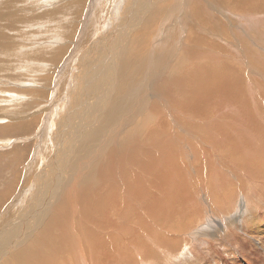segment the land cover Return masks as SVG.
Instances as JSON below:
<instances>
[{
  "label": "rangeland",
  "instance_id": "obj_1",
  "mask_svg": "<svg viewBox=\"0 0 264 264\" xmlns=\"http://www.w3.org/2000/svg\"><path fill=\"white\" fill-rule=\"evenodd\" d=\"M18 1L0 0V3H1L0 11L2 12L0 13V17H1L0 20H2L3 18H6L5 19L6 22L4 19H3L4 21L3 20L2 22L0 21V27L1 25L4 26V23H5V26L4 27L2 26L3 28L0 29L1 31L0 32V40H1L0 45L2 46L0 47V222L6 221V219L1 220L2 219L1 217L2 215H4L3 218H7V214L5 213H9L10 210L11 211L13 210L12 212L14 215H16L15 213L16 212L18 213V211L19 213L20 212L23 213V209L21 208V205L32 206V207H28V209L29 208L34 209V206H36L37 204V207H40L42 210H47L46 209L48 207L47 204L45 205L44 203L43 205H38L40 201L39 199H37L35 202L29 203L25 200V197L28 194L29 195L32 194L31 197L40 195V197L43 198L42 192L46 189L47 190L51 189V187L49 186H51L52 184L55 185L56 178H54L55 177L54 174L57 171L58 173L61 174V177L62 176L64 177L66 176L70 167L76 161L78 163L82 162V160L85 158V157L81 158L83 157L82 155L83 153L81 152L83 150V147L88 146L89 144H92L94 146V149H96L99 152V156H94L95 158L90 162L94 165L95 161L102 160L103 154L101 151L105 143H115L121 140L122 138H124L123 136L129 135V133H131V136L129 137L131 140L129 139V142L131 145L133 144L134 148H132V146L130 145V149H134L136 152H138V147H139L138 143L142 141V138H144L145 136L146 139H151L152 137H154V134L152 132H155L156 130L161 131L162 128H165L164 125L162 124L168 121L166 124H170L169 126H171V130L174 129L173 131L175 134V135L172 134L171 131L170 132L167 131L168 133H171L172 135H174L172 139V144L174 142L175 143L174 146L176 147H173L172 145L171 150L175 151L176 153H179L180 157L182 155H183V158L188 157L186 159L184 158L186 161L184 159H181L179 156H175L177 158H174L175 159L174 165L177 163L179 159L181 160V161H178L177 165H175L176 168H178L177 166H179L178 164H180V162L182 165H180L179 167L185 168L184 171L179 170L181 173L178 171L179 174H181V176L179 175L180 178H178L177 180L179 181V183L176 182L177 184H175L174 187L183 186V189H184L186 188V185H188L186 189L187 191L191 192L189 195H192L194 198L191 199L192 196H188L190 197V199H188L190 201L186 200L185 202H183L184 203L183 205L177 206L175 199H173L175 197L174 196L172 197V195H174L177 192L176 190L178 189H175V191L172 190L169 195L168 201L172 199L175 206L172 205L173 202L170 201L171 204L168 203V205H170L171 207L169 206L165 214L163 211L162 214L159 215L157 211H159L160 209L158 208L159 210L156 209L157 211H155L154 209L155 204L154 205H147V204L149 203L148 201H151L150 199L156 198L155 196L158 195V194H155L157 191L154 190V188L156 189L158 188L156 183L159 180L158 177L160 176L161 167H159V169L156 172L152 171L153 169L149 170L150 171L149 173L153 176L151 175L147 176L148 183L145 180L146 183H143V185L145 184L146 188L149 185L150 192L147 191L148 197L146 198V200L144 199V201H142L143 199H141V204L143 203L142 206H140V202L138 201L139 199L137 198L138 194H136V196L135 195L132 196L133 197L132 199L136 200V202L134 200L131 201V199L129 200L130 202L128 201L129 202L128 205L130 206L132 212L130 211L131 212L130 214L126 210L129 215L127 219L128 221L125 220L126 223L124 222L125 224H124L123 229L118 232L120 234L119 236L125 235L127 233L128 238H125L123 236L119 237L117 234H116V237H114V238H119V239L121 238L122 241L124 238V241L122 242L120 240V243L121 245L126 244V246L124 245V247H127V248L126 249L124 248L122 253H119V251L118 253H116L117 250H114V247L116 248L115 242L107 241V240H113L110 237V235L113 231H115L113 230L115 229V226H116V223H114L115 215L113 214L114 215V217L112 216L113 218H111V216L110 218H108L110 214L107 215L108 217L103 216L101 214L102 211H104V213L106 212L103 209L105 208L104 207L105 204H103L101 200L102 193L104 191L106 193L109 190L108 184L105 183L104 184L105 187L100 188L99 194L95 192V194L93 193L92 196L89 195L88 196L89 198L87 197V202L86 203L84 202V205L86 204L84 207H81V205H78V207L80 208V211H79V214L77 215V218L79 217L85 220L86 224L88 225V228L92 229L94 233L96 232L95 234L97 236H99L100 234V236L97 238L100 239L98 241L101 243L100 251H99V254L101 256L100 258H98L97 256L94 255V257H97L98 261L92 262L91 255L93 256V254L87 252L84 254V258H83L85 264H92V263L93 264L95 263L96 264H102V263L112 264V261H115L116 259H119L120 257L124 256L123 254H126L125 256H127L126 260H128V264H140L139 261L142 257H141V254L138 256L139 254L138 252L141 251L145 246H146V249L148 248L150 249H148L149 250L148 253H145L146 255L144 254V257L148 261L156 262L157 264H264V222H263L264 221L263 220L264 219V208L260 206V205L264 206V196L262 194L260 196H257L256 198H250L249 189L251 188L250 186L246 185L247 181L245 179L247 178L243 176L244 174H247V175L251 174L252 176L249 175V177L254 179L256 182L264 181V161L259 160V159H249V160H254L250 163H254V162L257 163L254 165L255 167L261 166L260 168H255V170H253L254 166L248 165V162L242 164L241 163L242 160L247 158V156L245 155L243 151H240V149H238L239 148V146H237L238 141L236 139H233L235 128H237L238 124L239 125L241 123L245 124L246 122L245 118L247 116L249 118H246V119H249L250 121H247V123L244 125L245 127L246 125L248 126L252 125V127L251 126L250 127L254 128V130H255L254 126L258 127L259 129L264 130V122H262L264 120V74H263L264 73V57H263L264 56V45L262 44L264 43V38H263L264 35L263 36L261 35L262 31L264 33V28L261 30L260 36L259 35L257 36L256 33L250 32L251 36L255 34V36L253 35V37H256L257 40H255L254 42L251 41L248 47H245V40L239 39L241 38L242 35H240L239 33L236 34L234 31L232 32H234V35L237 36L236 42H235L236 36L231 37V35H229L230 41L219 43V46H217L218 48L210 47L208 44L202 45L201 47H199L198 52L200 53L203 51V53L205 52L204 54H211V55L213 54L211 56L212 59H210V57L204 58L205 56H202L205 62H207L208 64H206L204 60H202L203 58L199 60L200 63L197 61L196 63V62H193V57H190L192 60L186 57L187 55L184 53L183 49L181 50L180 44H178V42H181L183 40H184L183 42H185L187 45L190 44L189 42L187 43V41L185 40V35H188L190 32L189 28L188 29L180 28L181 32H178L175 37H172V39H170L169 42H166V43H163L161 41V38L159 35V32L163 29L168 30L172 27L175 28V25L177 27V30L179 27H181V24L179 27L176 24L178 22L177 18L181 17L179 16L181 15V13H178L179 12L178 4L180 3L179 2L180 0H153V1L151 0V3L149 2L150 0H42V1L38 0V3L42 2V4H37V1H36L35 2L36 4H32L31 6L24 3V2H27V0H24V1L18 0ZM197 1H201V0H197ZM3 2L5 6L3 5ZM14 2H18L19 4L21 3V6L20 5L17 6L18 3H14ZM7 3L10 4V6ZM188 3H189L188 4L189 7L187 5L185 6L184 11L185 10L186 11L184 13L185 14L188 13L187 16L191 15L190 19L193 20L194 22L197 21L194 26L195 29H200L202 31L205 30L204 31L206 34L205 36L197 34L199 37L203 38L205 42L213 43L214 37L215 38L218 37V32L220 31V28L227 26L226 28L229 31H231L229 23H226L228 25H223V24L218 25L221 19L224 18V16L222 15L216 16V17L207 16L209 18V22H206L208 26H205L203 22H200V21H203L202 18L204 17V15H202L199 12L202 4L197 5V2L195 0H191V3L190 1ZM13 4H14V8H13ZM172 6L174 9L171 8ZM26 8L28 10H26ZM31 8L32 10H29ZM137 9H144V10L146 9V10L144 11L143 16L140 17L138 24L134 26L133 28L130 27L131 29L127 28L126 30L125 27L122 26V23L124 21V16L127 17L126 13L128 11L130 12V15H128L129 20L127 21V23L130 24L128 26H131L132 22L134 23L137 22L135 18L136 19L139 18L140 13ZM175 10L177 13H175ZM10 12H13V13L9 14ZM192 12L194 13L197 12L196 16L198 17L192 16L193 15ZM8 18H10L9 21H7ZM44 22H46L47 24ZM42 23L44 25L46 24V26H43ZM261 26L263 27L264 24H262ZM52 28L56 30L57 34ZM211 28L212 29L216 28V30H211ZM233 28L237 30L236 27H233ZM48 29H50V31L52 30L51 35L50 33L47 34ZM215 33L217 35H215ZM12 34H13V37H11ZM2 35L4 36V38H2L3 37ZM57 35L60 36V38L59 37L57 38ZM29 36L30 38H28ZM221 37H223V35ZM259 37L261 39H259ZM54 38H56L57 40ZM180 39L181 41H178ZM258 41L259 42L262 41V43H260L259 45ZM239 42H240V45H238ZM160 44L162 46L171 48L172 49L171 54L175 51L173 47L178 46L179 49L177 48V50L173 53V55L171 54L170 56L164 55L166 58L161 57L160 52L158 51L159 47L161 46ZM15 51H18V52H15ZM25 52H27V54L29 55L31 53V55L28 56ZM25 55L28 56V58ZM214 55L216 57H214ZM217 56L219 58H217ZM210 60L212 61L210 62ZM151 62H152V65L150 66L149 64ZM181 63L183 64L181 65L182 68L181 66H179ZM144 64H145V68H143ZM203 64H206V65H203ZM213 64L214 65L216 64L215 65L216 67ZM200 65L203 68H201ZM208 65L212 67L210 68ZM173 66L176 68H174ZM206 67H209L210 69ZM213 67L216 69H214ZM228 67L229 68L231 67L233 70L235 69L236 71L235 70L234 71L236 72V74L231 68H230L231 71H229ZM222 68L224 70L228 69V72L227 70L224 71ZM212 69H214V71ZM171 71H173V73ZM197 72H198V75H197ZM229 72H232V73H229ZM200 73H202L203 76H201ZM213 73L214 74L219 73L221 77H219V74H218V78L216 74H215L216 77L214 75L211 76ZM113 74H115V76H113ZM206 74L209 76H207ZM226 74L228 75L229 78L227 77ZM222 75H224L225 77H223ZM196 76L198 77L200 76L199 79ZM159 77L160 79H158ZM207 77L211 79L209 78L207 79ZM222 77L224 80L222 79ZM183 78L186 80V82ZM215 78L218 81L212 82V79L213 81H215L214 80ZM168 79H172V80H170L169 82ZM173 79H176V80L174 81ZM231 79L232 81L234 79V81L232 82ZM162 80H164V82H162ZM167 80H168L167 83L168 84L171 83V85L170 84L167 85V83H165V81ZM181 80L182 82L184 81L185 83L183 82L182 84ZM160 81L162 85L161 83H158ZM222 81L223 82L225 81V83H223ZM229 81H231L232 83H229ZM177 82H179V84ZM201 82H202V85H200ZM253 82L256 85L252 84ZM140 83H144L145 87L143 85H140ZM153 83L157 85L153 86ZM197 83H199V85ZM241 83H245V84L243 85ZM180 84H182V86H180ZM226 84H228V86ZM205 85H206V88H205ZM219 85L222 87L221 89H224V90L227 87L228 89L229 88L231 89V87H235V88L233 90L228 91L227 92L228 95H226L227 93L222 94L219 91L221 90ZM184 86H187V87H184ZM213 86H215L216 89ZM247 86H248V89H250L248 91L251 93H248V91L246 90ZM162 87L165 88L166 90L164 89V91H162L163 90ZM166 87L172 92L171 93L169 91L171 94L168 92V89ZM158 88L160 89L161 96L162 94L165 95V97L167 96L166 98L162 96V98H165L164 99L165 102L163 103L165 107L166 106H171V107L165 108L161 106H156L157 108H159L157 112L155 111L157 114L156 115L154 113L153 108L152 109H149V108L153 104L154 101H158L157 96L155 95L156 94L155 91ZM198 88H199V91H198ZM207 88L208 89L210 88V89L208 90ZM252 88L255 90L251 91ZM182 89L184 90V92L181 93V91H183ZM187 89H189L188 92H187ZM213 89L216 90L217 93L220 92V94H214L216 91H214ZM236 90H238L237 93H236ZM80 93H81V96L79 95ZM174 93L175 95H173ZM196 93L198 95H196ZM253 93L255 96H253ZM168 94H170L171 96ZM207 94L209 95V96H206L208 98L205 97V95ZM192 95H194V97ZM219 95L223 97H230V98H226L225 100L227 101L228 99L227 105H226L227 102L225 103L223 100V97ZM203 96L206 98V100H204ZM235 96H237L238 98L236 97V99H233L235 98ZM181 97H182V100H181ZM200 97L202 98V102L204 100L203 103L200 102L201 101V99H199ZM219 97L220 99H218ZM240 97L242 98V100L238 101ZM243 97L245 98L243 99ZM148 99L150 100L148 101ZM183 100L186 103L183 102ZM196 100L198 101V103ZM211 100L215 101L214 102L215 104H213ZM179 101L182 102V105ZM191 101L193 104H190ZM240 101L243 102V104ZM219 102H222L220 104L221 107L218 104ZM172 103H174V105ZM183 103H185L186 105H183ZM231 103H233L231 107L233 106L234 108L233 107L229 108ZM188 104H190L189 107L192 106L194 108V105L196 107L197 104L199 105V107L197 106L196 108H194L193 113H192L191 109L193 108L188 107L190 109L189 111V109L187 108ZM205 104L207 106L209 104L208 108L212 110L211 112L209 109H206L207 106ZM110 105H111V109H109L110 107H108ZM116 105L120 106V111H121L120 114H122L120 115V117L117 118V120H121V121L123 119H127V120L123 121V123L120 126H119V123H116V127L114 126L115 129H117L114 131L116 132V134H114L115 136L113 137L110 136L111 130H107V131H103L102 137L97 139V137L99 136L98 133L101 130V127L103 125L102 122L109 119V117L106 116V114L108 113L109 110L114 111L116 109ZM172 106H173V109H171ZM180 106L182 107V110H184L185 113L182 110L178 109L180 108ZM185 106H186V109L184 108ZM204 106H206V108ZM211 106H214V107H211ZM239 106L240 108H238ZM241 106L242 107L244 106V107L242 108ZM225 107L230 109L231 112L229 113L231 114L234 113L232 112V110L235 111L237 116H238V112L240 111L239 112L240 117H237L235 113L233 115L229 114L227 112L229 111V109L227 110ZM197 108H201V109H197ZM222 108L227 110L226 111L227 115L226 113L225 114L223 113L225 112V110L223 111ZM235 108L238 110V112H236ZM177 109L180 111H178ZM196 109L199 110V112ZM187 110L189 111V114L191 115L188 114ZM207 110L209 112H205ZM243 110L245 111V114L247 113L246 114L247 116L245 114H241L242 112L244 113ZM159 111H162V113L164 111V116L162 113H159ZM200 111L204 112L205 117L202 116L203 113L200 114ZM182 112L183 114H181ZM211 113H213L214 115ZM218 113H221L220 116H222V119L218 116ZM111 114L113 116V112ZM148 114L150 115L147 116ZM158 114H162V116ZM178 114L181 116L178 117ZM192 115L194 116V118ZM199 115L200 117H198ZM228 116L230 117L234 116V117H231L232 120H229L231 118H229ZM101 117H103L104 119ZM146 117H150L151 120H149L148 123L143 124L142 120H144ZM171 117L173 119H171ZM195 117H198V118H195ZM200 118H202L204 122L206 121V123L200 122L201 121ZM234 118L235 119L237 118V120H235ZM241 118H244V119H241ZM178 120L182 121L184 124L182 123L183 125L182 124L179 125ZM191 120L193 122V123L191 122L192 124L189 123ZM213 120L214 122L215 120H219L218 123L215 122L217 125H215L214 122L212 123ZM226 120L228 121V123ZM241 120L245 122L243 123ZM174 121H175V124H174ZM197 121L200 123H198ZM220 121L222 122L220 123ZM235 122H237L238 124ZM248 122L250 124H248ZM156 123H157V126H156ZM201 123H203L202 126L204 125L214 126L213 128L211 126L212 129L220 128L222 130V129L228 128L230 130L227 131L228 129H225V130H222L221 132L220 129L219 130L216 129V131H218L217 133L215 129L212 131L211 128H208L207 129L208 131H207V130H204L207 127L204 126L203 128L201 126ZM226 123L228 124L229 127L232 124L233 125L236 124V125L235 126L232 125L229 128L227 127ZM145 124H148L147 125L148 127ZM140 125L142 126V128H140ZM192 125H194L195 127ZM222 125L224 126L222 127ZM197 128H201V129L199 130ZM259 129H258L259 132H256L255 130V133H254V136L256 134L255 137L258 136V138L261 136ZM209 130L211 131V133H208L210 132ZM189 131H191L192 133ZM194 131L197 135L193 133ZM204 131H206L207 134ZM219 131L221 133H219ZM140 133L143 137L140 136ZM222 133L224 135L230 134V136L232 137L223 136ZM151 134L153 135L151 136ZM219 134H221L224 137V139L225 137L227 139L226 140L222 139V136H220ZM162 135H164V133ZM218 135L220 137H218ZM178 136L179 137L181 136V137L179 138ZM211 136L212 138H210ZM215 136L218 137L220 140L217 141L218 139ZM203 138H205L207 142L204 141ZM208 138L213 142H211ZM152 140L153 142L155 141V139L153 138ZM182 140L183 141L189 140L190 142L192 141L190 145H187V147L185 148L186 150L183 147L184 142ZM199 140L200 141L203 140L201 141V143L203 144H201ZM215 141L216 143H214ZM208 142H210L211 146L208 144ZM179 143L183 146H180ZM231 143L233 144L231 145ZM134 144L136 145V147ZM177 145L180 147H177ZM191 145L195 146L193 147L196 152H197L196 149H199V152L196 153V155H194L195 152L192 151L194 149L191 147ZM215 145L219 147V150L217 149ZM74 146L76 147L77 150L75 149ZM230 146L231 147L233 146L234 149H232ZM118 147H120V141H119ZM222 147L223 149H221ZM112 148H111V151H112ZM156 148L153 147L152 150L151 149L150 150L152 152H155L157 151ZM177 148L178 149L180 148V149L178 150ZM214 148H216L217 150ZM181 149H183L182 152H181ZM78 151H79V154H78ZM231 154H234V155H231ZM235 154H238V155L235 156ZM209 155L211 156V158ZM224 155L225 156L227 155V157H225ZM230 156H231V159H230ZM152 157L153 159H151V161L157 160L155 161V163L157 164L160 163L159 156L157 157V155H154ZM114 158L116 159L117 157H114ZM217 158L220 160H218ZM236 158L240 161V163H238L239 161H236L237 160ZM189 160H190L189 162L190 164L187 162ZM46 161L50 163L47 168L48 171H46L42 175V178H40V176L38 175L39 171L43 170V168L46 166L44 164V162ZM213 162L214 163L216 162V164H218L221 167V169H223L226 172L227 174L226 176H228L229 179L226 178L225 175H223L225 176L224 179L225 180L227 179L228 181L230 180L229 182H227L226 180V185H225L226 187L224 186V190L221 189L218 194L217 192L215 193V191H213V194L211 193V189L209 186L211 184L205 177V172H204L205 168L203 170L200 169V166L204 167V166L211 165V164L213 165L214 164ZM222 162H224L226 165ZM128 163L129 162H126L124 166L128 165ZM233 163H236L235 168L234 167L232 168L231 166V165L235 166ZM92 164H89V166L86 165L85 169L82 170L83 177L88 174L87 169L92 171L93 169ZM222 164L224 165L222 166ZM186 165H187V168H186ZM227 167H229V169ZM197 168L198 170L200 169L199 170L200 172H198V170L196 171ZM234 169L238 172H236ZM126 170H128L126 172L127 175L131 173V170L134 173L137 172L135 165L132 166L131 162L129 164L128 169ZM201 171L203 172V175H201ZM37 175H38V178H37ZM131 175H133V173ZM185 175L186 177L184 178V180L182 179L183 181H181L180 180L181 177ZM155 177H157L158 179L157 178L155 179ZM152 178L155 180H153ZM34 180L36 182V186H35ZM117 180L118 179L116 180L112 179L111 183H113V186L114 184H116L115 186L117 187L119 186L118 185L119 183L120 188H116V189L125 196L127 193V189H125L123 192V188H122L123 185H125V183L120 180L119 182H116ZM149 182L150 183L153 182V185L152 183L150 185ZM154 182H155V185H154ZM161 182H159V184ZM184 182H187V183H184ZM46 183H47V186H46ZM152 186L153 187L156 186V187L153 188ZM150 187L153 189L151 190ZM28 190L29 192H27ZM193 193L195 194V196ZM247 195L249 198L246 197ZM141 196H143V194H141ZM144 197H145V194L143 198ZM42 198L40 199L42 200ZM121 202H123L122 207L126 209V202L122 200ZM87 204L89 205L87 206ZM187 204L190 206H192L193 204L194 207L193 206L188 207ZM96 205H99V206H97L96 208L95 207ZM144 205L147 207H143ZM150 206H152L153 208ZM195 206L197 208H195ZM86 207H87V210L91 212L93 218L89 219L86 211L84 212V210H86ZM180 207L181 208L183 207V209H181ZM187 207L189 208V210H186ZM143 208H148L147 209L148 211L146 209L144 210ZM36 210L38 209L36 208ZM135 210L136 211L139 210V212L135 213L134 212ZM141 210L144 212L147 211L148 213L147 217H146V213L142 212ZM149 210H150V213H149ZM120 211H123V210H120ZM120 211L118 210V213H120ZM39 213L40 212H38V214ZM83 213L85 216L82 215ZM132 213L133 214L135 213L137 215L139 214V218L135 214L132 215ZM33 214H34L33 219L35 218L34 219L35 221L33 220L32 223L34 225H32V223H30V225L29 224L26 225L25 227H27V229L23 227V230L17 231L15 230V228H17L18 226H15V227L11 226L10 228L11 235H9V238H11L10 239L11 241H13L12 239H15L14 242H17L21 238L26 239V242L24 243L25 245L24 244L20 245L16 249L13 248L14 250L12 248L9 249L11 255H13V253H15L17 250H19V252H21L20 250H22V252L30 251L31 253H28V252L27 253L32 254L35 245L32 247V243L29 241V239L31 238V236L32 237L36 236V234L40 231V229L43 228V225H45V222H47L48 217L50 216V213L47 216L45 215V213L41 215H37L36 213L33 212ZM155 214H156V218H155ZM42 215H43V218L41 219ZM148 215H150L151 217ZM252 215L256 216L257 218H255ZM130 216H133V217H130ZM158 216L159 217L161 216L163 219L161 217L159 218ZM167 216L169 217V220ZM86 217H87V220L89 219L90 221L91 219H93V222L90 223L89 221H87ZM141 217L144 218L145 220L141 219ZM250 217L253 221H250ZM18 218H23V217L21 216ZM36 218H39V220H37ZM106 219H108V221ZM130 219L131 221H129ZM159 219L160 220L162 219L164 222L162 220L160 221ZM142 220L144 221V223ZM103 221L107 223L105 224ZM98 222H100L101 224ZM130 222H132L131 224L134 223V226L131 225ZM137 222L139 225L137 224ZM145 222H147V224ZM157 222L159 224H162L163 226L158 225ZM141 224L143 225V227L141 226ZM146 225L148 229L146 228ZM108 227H110L111 229ZM124 228L127 230H125ZM129 228H131L132 230ZM107 229H110V230L106 232ZM134 230L137 232V235H135ZM129 231L130 233H133V234H129L128 233ZM142 232L144 236L142 235ZM105 233L106 235H103ZM20 234L22 236H20ZM130 235L132 236V238ZM133 235L134 237L136 236L137 238L135 237L136 238L135 239ZM77 236H81L80 232L77 233ZM102 236L104 237L101 238ZM150 236L153 238H149ZM143 237L146 238L147 240L144 239ZM129 238H131V240L133 241L128 242ZM156 238L157 240H155ZM78 239L82 240L81 237H78ZM101 239L103 243L101 242ZM138 239L139 241H136ZM151 239H154L155 241L154 240L152 241ZM148 240L150 242H148ZM144 241H147V243ZM131 242H133L132 245L129 244ZM110 243L112 246H110ZM135 245L138 246L139 248L138 250L137 249L135 250L136 252L134 251V249L136 248ZM152 245L155 246L154 249H152L153 247ZM107 246H109L110 248L109 247L107 248ZM26 247H30V249H25ZM133 247L135 248L133 249ZM112 248L113 250H111ZM103 249L105 250V253H108L109 255L106 254L105 256ZM113 251L116 253V255H118V257H116V255H113L115 254ZM28 254H25L24 256L26 257ZM119 254H121L122 256ZM127 254H130L129 255L130 258H128L129 256ZM107 256L108 257L110 256L111 260H109L110 257L108 258ZM114 256H115V260H113ZM104 257H107L105 259L109 261L106 260L104 262L105 260ZM97 259L95 258V260ZM102 259L104 260L102 261ZM36 260H38V258L32 259V261H34V264L37 263ZM32 261L29 260L28 262L32 263ZM62 261L64 260L62 259L61 262ZM67 263H69V261H67ZM82 264L84 263L82 262Z\"/></svg>",
  "mask_w": 264,
  "mask_h": 264
},
{
  "label": "bare ground",
  "instance_id": "obj_2",
  "mask_svg": "<svg viewBox=\"0 0 264 264\" xmlns=\"http://www.w3.org/2000/svg\"><path fill=\"white\" fill-rule=\"evenodd\" d=\"M14 1V0H13ZM16 1H18V0H16ZM24 1V0H23ZM37 1V4H42V2L40 3H38V0H27V2H24V3H26V4H28L29 6H31L32 4H36L35 2ZM42 1V0H41ZM153 1V0H152ZM190 1V3H191V0H180L179 2V6H178V9H179V12L178 13H181V15H179V16H181V17H178L177 18V25H178V27L180 26V24H181V27H179L178 28V30H177V27H176V25H175V28L174 27H172V28H170V29H168V30H165V29H163V30H161L160 32H159V35H160V38H161V41L163 42V43H166V42H169V40L170 39H172V37H175L176 35H177V33L178 32H181V30H180V28H183V29H190V32H189V34L188 35H185V40L187 41V43L189 42L190 44L189 45H187L185 42H183V41H181V39L180 40H178V41H181V42H178V44H180V46H181V50L183 49V51H184V53L187 55L186 57L187 58H190V57H193V62H199V60L201 59V58H203L202 56H205L204 58H207V57H210V59H212L211 58V56L213 55H211V54H204L203 53V51L202 52H198V49H199V47H201L202 45H205V44H208L210 47H213V48H215V47H217V46H219V43H222V42H229L230 41V37H229V35H231V37H234V36H236V35H234V32L236 33V34H240V35H242L241 36V38H239L240 40H245V47H248V45H249V43H251V41H255V40H257V38L256 37H253V35L255 36V34H253L252 36H251V34H250V32H252V33H256L257 34V36L259 35L260 36V33H261V30L264 28V26L262 27L261 25L262 24H264V0H201V1H197V0H195L196 2H197V5L198 4H202L201 5V9H200V13L202 14V15H204V17L202 18V20L203 21H200V22H203L204 23V25L205 26H208L207 25V23L206 22H209V18L207 17V16H214V17H216V16H220V15H222V16H224V18H222L221 19V21L219 22V24L218 25H221V24H223V25H228V24H226V23H229L230 24V29H231V31H229L226 27H223V28H220V31L218 32V37H214V40H213V43H211V42H209V43H207V42H205L204 41V39L203 38H201V37H199L197 34H200V35H202V36H205L206 34H205V30L204 31H202V30H200V29H195V24H196V22L197 21H193V20H191L190 19V17H191V15L189 16H187V14H185L184 12L186 11H184V9H185V6L187 5L188 7H189V2ZM6 2V1H5ZM19 2V1H18ZM18 2H14V3H18ZM134 2H136V1H134ZM133 2V3H134ZM150 3H151V0L149 1ZM178 2V1H177ZM153 3V2H152ZM161 3V2H160ZM176 3V2H175ZM8 4V3H7ZM45 4V3H44ZM97 4V3H96ZM111 4V3H110ZM158 4V3H157ZM0 5H1V3H0ZM3 5H4V2H3ZM9 6H10V4H8ZM7 5V6H8ZM21 6V3L19 4L18 3V5L17 6ZM48 5V4H47ZM143 5V4H142ZM145 5V4H144ZM196 5V6H197ZM5 6V5H4ZM3 6V7H4ZM6 6V7H7ZM139 6V5H138ZM147 6V5H146ZM151 6V5H150ZM26 7H27V5H26ZM128 7V6H127ZM140 7V6H139ZM144 7V6H143ZM142 7V8H143ZM198 7V6H197ZM9 8V7H8ZM13 8H14V4H13ZM15 8H16V6H15ZM33 8V7H32ZM32 8L31 9H29V10H32ZM117 8V7H116ZM145 8V7H144ZM147 8V7H146ZM171 8H173V6L171 7ZM187 8V7H186ZM3 9V8H2ZM103 9V8H102ZM174 9V8H173ZM192 9V8H191ZM6 10V9H5ZM26 10H28L27 8H26ZM138 11H139V13H140V15H139V18H135V20L137 21L136 23H134V22H132V24H131V26H128V25H130V24H128L127 23V21L129 20L128 19V15H130V12L128 11L127 13H126V15H127V17H125L124 16V21H123V23H122V26H124L125 27V29L127 30V28L128 29H131V28H133L134 26H136L137 24H138V22H139V19H140V17H142L143 16V14H144V11L146 10H144V9H137ZM3 11V10H2ZM108 11V10H107ZM111 11V10H110ZM124 11V10H123ZM160 11V10H159ZM172 11V10H171ZM197 11V10H196ZM7 12H8V10H7ZM147 12V11H146ZM153 12V11H152ZM0 13H2L1 11H0ZM11 13H13V12H10L9 14H11ZM36 13V12H35ZM114 13V12H113ZM171 13V12H170ZM174 13V12H173ZM175 13H177L176 12V10H175ZM193 13V15L192 16H196L197 15V12H192ZM233 13H234V15H233ZM4 14V13H3ZM38 14V13H37ZM7 15V14H6ZM22 15V14H21ZM26 15V14H25ZM2 16V15H1ZM152 16V15H151ZM7 17V16H6ZM155 17V16H154ZM196 17H198V16H196ZM1 18V17H0ZM26 18V17H25ZM4 20L6 19V18H3ZM2 19V20H3ZM144 19V18H143ZM142 19V20H143ZM168 19V18H167ZM2 20H0L1 22H2ZM3 20V21H4ZM10 20V18H8V20L7 21H9ZM217 21H218V19H217ZM5 22H6V20H5ZM32 22V21H31ZM35 22V21H34ZM47 22V21H46ZM46 22H44V23H46ZM144 22V21H143ZM153 22V21H152ZM175 22V21H174ZM26 23V22H25ZM150 23V22H149ZM148 23V24H149ZM199 23V22H198ZM8 24V23H7ZM6 24V25H7ZM39 24V23H38ZM47 24V23H46ZM46 24L44 25L43 23H42V25L43 26H46ZM170 24V23H169ZM175 24V23H174ZM32 25H34V24H32ZM163 25V24H162ZM197 25H199V24H197ZM3 25H1V27H0V29L1 28H3L4 26H5V23H4V26L2 27ZM29 26H31V25H29ZM41 26V25H40ZM52 26V25H51ZM56 26V25H55ZM174 26V25H173ZM47 27H49V26H47ZM131 27V28H130ZM167 27V26H166ZM199 27V26H198ZM233 27H236L237 28V30H235ZM10 28V27H9ZM13 28V27H12ZM33 28V27H32ZM46 28V27H45ZM202 28V27H201ZM205 28H207V27H205ZM52 29H54V28H52ZM182 29V30H183ZM209 29V28H208ZM6 30V29H5ZM211 30H216V28H211ZM219 30V29H218ZM11 31V30H10ZM54 31H55V33H56V30L54 29ZM53 31V32H54ZM197 31V32H196ZM232 31H234V32H232ZM1 32V31H0ZM47 34H49L50 33V35H51V33H52V30L50 31V29H48L47 30ZM58 32V31H57ZM184 32V31H183ZM188 32V31H187ZM211 32V31H210ZM217 32V31H216ZM4 33V32H3ZM2 33V34H3ZM8 34V33H7ZM57 34V33H56ZM209 34V33H208ZM215 35H217L216 33H215ZM223 35V37H221ZM262 36L264 35V33H263V31H262V34H261ZM3 36V35H2ZM101 36V35H100ZM7 37V36H6ZM11 37H13V34H12V36ZM32 37V36H31ZM54 37V36H53ZM55 37H56V35H55ZM60 38V36H58L57 35V38ZM2 38H4V36L2 37ZM28 38H30V36L28 37ZM178 38H179V36H178ZM178 38H176V39H178ZM243 38V39H242ZM264 38V37H263ZM10 39V38H9ZM15 39V38H14ZM54 39H56V38H54ZM101 39V38H100ZM134 39V38H133ZM175 39V38H174ZM211 39V38H210ZM209 39V40H210ZM234 39V38H233ZM259 39H261L260 37H259ZM16 40V39H15ZM32 40V39H31ZM31 40H29V41H31ZM57 40V39H56ZM126 40V39H125ZM155 40V39H154ZM208 40V39H207ZM206 40V41H207ZM1 41V40H0ZM28 41V42H29ZM59 41V40H58ZM237 41V36H236V39H235V42ZM260 41V40H259ZM258 41V42H259ZM7 42V41H6ZM115 42V41H114ZM161 42V43H162ZM154 43V42H153ZM156 43V42H155ZM171 43V42H170ZM177 43V42H176ZM232 43V42H231ZM260 43H262V41L261 42H259V45H260ZM136 44V43H135ZM237 44V43H236ZM242 44V43H241ZM263 45H264V43H262ZM261 44V45H262ZM161 45V44H160ZM238 45H240V42H239V44ZM28 46V45H27ZM33 46H35V45H33ZM171 46V45H170ZM208 46V47H209ZM243 46V45H242ZM0 47H2L1 45H0ZM235 47V46H234ZM15 48H16V46H15ZM18 48V47H17ZM174 49H175V51L177 50V48H178V46H176V47H173ZM185 48V49H184ZM218 48V47H217ZM228 48V47H227ZM226 48V49H227ZM110 49V48H109ZM140 49V48H139ZM179 49V48H178ZM203 49V48H202ZM243 49H245V48H243ZM16 50V49H15ZM217 50V49H216ZM222 50H223V48H222ZM38 51V50H37ZM158 51L160 52V56L161 57H165L164 55H169L170 56V54H171V52H172V49L171 48H169V47H166V46H160L159 47V49H158ZM174 51V52H175ZM179 51V50H178ZM220 51V50H219ZM242 51V50H241ZM15 52H18V51H15ZM20 52V51H19ZM29 52V51H28ZM34 52V51H33ZM33 52H32V54H33ZM173 52V53H174ZM207 52H208V50H207ZM26 54H27V52H25ZM173 53L171 54V55H173ZM201 53H203V54H201ZM211 53V52H210ZM110 54V53H109ZM28 56H30L31 55V53H30V55L29 54H27ZM218 55V54H217ZM220 55V54H219ZM26 56V55H25ZM28 56H26L27 58H28ZM42 56V55H41ZM175 56H176V54H175ZM225 56V55H224ZM20 57V56H19ZM185 57V58H186ZM214 57H216L215 55H214ZM213 57V58H214ZM264 57V56H263ZM18 58V57H17ZM166 58V57H165ZM169 58V57H168ZM204 58L202 59V60H204ZM217 58H219L218 56H217ZM106 59H107V57H106ZM157 59V58H156ZM175 59V58H174ZM209 59V58H208ZM215 59V58H214ZM150 60H151V58H150ZM182 60V59H181ZM187 60V59H186ZM190 60H192L191 58H190ZM216 60V59H215ZM22 61V60H21ZM153 61V60H152ZM155 61V60H154ZM212 60H210V62H211ZM218 61V60H217ZM30 62V61H29ZM106 62V61H105ZM196 62V63H197ZM204 62H205V60H204ZM209 62V61H208ZM216 62V61H215ZM15 63V62H14ZM185 63V62H184ZM189 63H191V62H189ZM200 63V62H199ZM202 63V62H201ZM206 64H208L207 62H205ZM214 63V62H213ZM106 64V63H105ZM177 64H179V63H177ZM206 64H203V65H206ZM211 64V63H210ZM242 64V63H241ZM150 66L152 65V62L149 64ZM181 65H183L182 63L179 65V66H181ZM214 65V64H213ZM216 65V64H215ZM214 65V66H215ZM221 65V64H220ZM225 65H227V64H225ZM209 67H210V65H208ZM174 67V66H173ZM184 67H185V65H184ZM188 67V66H187ZM186 67V68H187ZM198 67V66H197ZM200 67H201V65H200ZM199 67V68H200ZM209 67H206V68H209ZM212 67V66H211ZM210 67V68H211ZM216 67V66H215ZM225 67V66H224ZM48 68V67H47ZM143 68H145V64L143 65ZM151 68V67H150ZM174 68H176V67H174ZM177 68H179V67H177ZM181 68H182V66H181ZM190 68H192V67H190ZM201 68H203V67H201ZM209 68V69H210ZM214 68V67H213ZM229 68V67H228ZM231 68V67H230ZM230 68H229V71H231L230 70ZM253 68V67H252ZM214 69H216V68H214ZM214 69H212L213 71H214ZM223 69V68H222ZM232 69V68H231ZM193 70V69H192ZM224 70V69H223ZM227 70V72H228V69H226ZM226 70H224V71H226ZM233 70V69H232ZM235 70V69H234ZM233 70V71H234ZM256 70V69H255ZM161 71V70H160ZM180 71V70H179ZM202 71V70H201ZM200 71V72H201ZM205 71V70H204ZM210 71V70H209ZM236 71V70H235ZM234 71V73L236 74V72ZM121 72V71H120ZM172 73H173V71H171ZM175 72H176V70H175ZM177 72H178V70H177ZM181 72V71H180ZM179 72V73H180ZM192 72H194V71H192ZM199 72V71H198ZM198 72H197V75H198ZM112 73V72H111ZM155 73V72H154ZM184 73H186V72H184ZM188 73V72H187ZM194 73H196V72H194ZM193 73V74H194ZM211 73V72H210ZM226 73V72H225ZM224 73V74H225ZM229 73H232V72H229ZM104 74V73H103ZM171 74V73H170ZM190 74H191V72H190ZM192 74V75H193ZM201 74V76H203L202 75V73H200ZM199 74V75H200ZM204 74V73H203ZM216 74V73H215ZM215 74L213 73L211 76H215ZM219 74V73H218ZM218 74H216L217 75V78H218ZM223 74V73H222ZM264 74V73H263ZM100 75V74H99ZM186 75V74H185ZM207 75V74H206ZM227 75V74H226ZM73 76V75H72ZM113 76H115V74H113ZM173 76V75H172ZM180 76V75H179ZM188 76V75H187ZM207 76H209V75H207ZM223 77H225L224 75H222ZM160 77H161V75H160ZM160 77L158 78V79H160ZM176 77V76H175ZM198 79H199V77L198 76H196ZM204 77H205V75H204ZM216 77V76H215ZM219 77H221L220 76V74H219ZM223 77H222V79H223ZM227 77H228V75H227ZM243 77V76H242ZM157 78V77H156ZM191 78V77H190ZM189 78V79H190ZM203 78V77H202ZM209 77H207V79H208ZM213 78V77H212ZM229 78V77H228ZM106 79H107V77H106ZM184 79V78H183ZM209 79H211V78H209ZM221 79V80H222ZM33 80V79H32ZM156 80V79H155ZM169 80V82H170V80H172V79H168ZM168 80L167 81H165V83H167L168 82ZM174 81L176 80V79H173ZM185 80V79H184ZM195 80V79H194ZM215 81H213V79H212V82H216V81H218L216 78L214 79ZM224 80V79H223ZM243 80V79H242ZM245 80V79H244ZM178 81H180V80H178ZM196 81V80H195ZM207 81V80H206ZM231 81H232V79H231ZM231 81H229V83H232L233 81H234V79H233V81L231 82ZM162 82H164V80H162ZM181 82H182V80H181ZM180 82V83H181ZM184 82V81H183ZM183 82H182V84H183ZM185 82H186V80H185ZM184 82V83H185ZM188 82V81H187ZM204 82V81H203ZM209 82V81H208ZM211 82V83H212ZM223 82V81H222ZM237 82V81H236ZM235 82V83H236ZM250 82H252V81H250ZM117 83V82H116ZM158 83H161V81L160 82H158ZM175 83V82H174ZM178 84H179V82H177ZM194 83V82H193ZM219 83V82H218ZM223 83H225V81L223 82ZM227 83V82H226ZM234 83V84H235ZM170 85H171V83H169ZM168 83H167V85H169ZM172 84H173V82H172ZM178 84H176V85H178ZM182 84H180V86H182ZM195 84H196V82H195ZM198 85H199V83H197ZM241 84H245V83H241ZM252 84H255L254 82L252 83ZM140 85H143L144 86V83H140ZM155 85H157V84H154L153 83V86H155ZM161 85H162V83H161ZM189 85H191V84H189ZM197 85V86H198ZM200 85H202V82H201V84ZM213 85V84H212ZM211 85V86H212ZM215 85V84H214ZM227 86H228V84H226ZM249 85V84H248ZM256 85V84H255ZM100 86V85H99ZM164 86H166V85H164ZM163 86V87H164ZM208 86V85H207ZM216 86V85H215ZM215 86H213L214 88H215ZM220 86V85H219ZM240 86V85H239ZM242 86V85H241ZM251 86V85H250ZM145 87V86H144ZM162 87V88H163ZM169 87V86H168ZM184 87H187V86H184ZM203 87V86H202ZM210 87V86H209ZM230 87V86H229ZM243 87V86H242ZM241 87V88H242ZM245 87V86H244ZM253 87V86H252ZM77 88V87H76ZM167 88V87H166ZM170 88V87H169ZM189 88V87H188ZM204 88V87H203ZM205 88H206V85H205ZM222 87L220 86V89H221ZM235 87H231V89L229 88L228 89V87L224 90V89H221V90H219L222 94H225V93H227L228 91H230V90H233ZM246 88V87H245ZM244 88V89H245ZM250 88V87H249ZM83 89V88H82ZM115 89V88H114ZM164 89L165 88H163V90L162 91H164ZM168 89V88H167ZM175 89V88H174ZM208 89V88H207ZM210 89V88H209ZM208 89V90H209ZM216 89V88H215ZM243 89V90H244ZM134 90V89H133ZM166 90V89H165ZM183 90V89H182ZM188 90L189 89H187V92H188ZM191 90V89H190ZM200 90H201V88H200ZM205 90V89H204ZM214 90V89H213ZM247 91L248 90H250V89H248V86H247V89H246ZM253 90H255V89H251V91H253ZM84 91V90H83ZM170 90L168 89V92H169ZM177 91V90H176ZM181 91V90H180ZM179 91V92H180ZM186 91V90H185ZM194 91V90H193ZM198 91H199V88H198ZM214 91H216V90H214ZM226 91V92H225ZM237 91L238 90H236V93H237ZM258 91V90H257ZM156 96H157V99H158V101H154L153 102V104L150 106V108L149 109H152L153 108V110H154V113L156 114V112L159 110V108H157L156 106H161V107H165V105L163 104L164 102H165V98L167 97H165V95H163L162 94V96H164L165 98H162V96H161V94H160V89L158 88L156 91ZM171 92V91H170ZM169 92V93H170ZM182 92H184V90L183 91H181V93ZM190 92V91H189ZM195 92V91H194ZM197 92V91H196ZM204 92V91H203ZM206 92V91H205ZM220 92L219 93H217V91L214 93V94H220ZM245 92V91H244ZM243 92V93H244ZM146 93V92H145ZM153 93V92H152ZM172 93V92H171ZM170 93V94H171ZM202 93V92H201ZM211 93V92H210ZM234 93V92H233ZM248 93H251V92H249L248 91ZM166 94V93H165ZM170 94H168V95H170ZM180 94V93H179ZM209 94V93H208ZM205 95V97L206 96H209V95ZM80 96H81V93L79 94ZM135 95H137V94H135ZM167 95V94H166ZM173 95H175V93L173 94ZM182 95V94H181ZM181 95H179V96H181ZM196 95H198L197 93H196ZM204 95V94H203ZM226 95H228V93L226 94ZM252 95V94H251ZM250 95V96H251ZM3 96V95H2ZM83 96V95H82ZM153 96V95H152ZM171 96V95H170ZM185 96V95H184ZM190 96V95H189ZM193 97H194V95H192ZM201 96H202V94H201ZM219 96H221V95H219ZM238 96V95H237ZM237 96H235V98H233V99H236V97ZM253 96H255L254 95V93H253ZM149 97H151V96H149ZM204 97V96H203ZM204 97V100H206V98H208V97H206L205 98ZM218 97V96H217ZM221 97H223V96H221ZM249 97V96H248ZM2 98V97H1ZM176 98V97H175ZM226 98H230V97H223V100H224V102L226 103L227 101H228V99H227V101H225L226 100ZM238 98V97H237ZM245 97H243V99H244ZM253 98V97H252ZM255 98V97H254ZM151 99V98H150ZM150 99H148V101L150 100ZM167 99H169V98H167ZM174 99V98H173ZM178 99H179V97H178ZM199 99H201V101L200 102H202V98L200 97ZM218 99H220V97L218 98ZM175 100V99H174ZM181 100H182V97H181ZM180 100V101H181ZM204 100H203V102H204ZM223 100H222V102H223ZM231 100V99H230ZM229 100V101H230ZM239 100H242V98L240 97V99H238V101ZM251 100V99H250ZM5 101V100H4ZM11 101V100H10ZM178 101V100H177ZM179 101V102H180ZM197 101V100H196ZM209 101V100H208ZM212 101V100H211ZM210 101V102H211ZM237 101V100H236ZM236 101H234V102H236ZM259 101V100H258ZM183 102H185L184 100H183ZM187 102H189V101H187ZM199 102V103H200ZM202 102V103H203ZM213 102V104H215L214 102L215 101H212ZM222 102H219L218 104H219V106L221 107V103ZM233 102V101H232ZM241 102V101H240ZM251 102V101H250ZM254 102V101H253ZM20 103V102H19ZM76 103V102H75ZM79 103V102H78ZM81 103V102H80ZM107 103V102H106ZM149 103V102H148ZM181 103V105H182V102H180ZM186 103V102H185ZM185 103H183V105H186ZM197 103H198V101H197ZM242 104H243V102H241ZM260 103V102H259ZM105 104V103H104ZM151 104V103H150ZM173 105H174V103H172ZM172 104H170V105H172ZM178 104V103H177ZM190 104H193L192 103V101L190 102ZM190 104H188V106H187V108L189 107V105ZM207 104V103H206ZM205 104V105H206ZM210 104V103H209ZM209 104H208V106H209ZM212 104V103H211ZM228 104V102L226 103V105ZM256 104V103H255ZM106 105H108V104H106ZM105 105V106H106ZM169 105V104H168ZM179 105V104H178ZM225 105V104H224ZM231 105H233V103H231L230 104V106H229V108H232L231 107ZM197 106L199 107V105L197 104ZM196 106V107H197ZM207 106V105H206ZM206 106H204L205 108H206ZM208 106H207V108L206 109H209L208 108ZM218 106V107H219ZM223 106V105H222ZM236 106H237V104H236ZM108 107H110L109 109H111V105L110 106H108ZM113 107V106H112ZM137 107V106H136ZM166 107H171V106H166ZM165 107V108H166ZM192 106H190L189 108H191ZM195 107V105H194V108H196ZM211 107H214V106H211ZM217 107V106H216ZM242 107V106H241ZM244 107V106H243ZM242 107V108H243ZM75 108V107H74ZM178 108V107H177ZM185 109H186V106L184 107ZM183 108V109H184ZM188 108V109H189ZM193 108V107H192ZM194 108L193 109H191L192 110V113H193V110H194ZM226 108V107H225ZM229 108H226L227 110L229 109ZM234 108V107H233ZM237 108V107H236ZM235 108V109H236ZM238 108H240V106L238 107ZM237 108V109H238ZM78 109V108H77ZM87 109V108H86ZM102 109H103V107H102ZM106 109V108H105ZM117 109V110H116ZM116 109L114 110V111H108V113L106 114V116H108L109 117V119H107V120H105V121H103L102 122V127H101V130L99 131V133H98V137H97V139H99V138H101L102 137V135H103V131H107V130H111V134H110V136H115L114 134H116V132H114L115 130H117V129H115V127H116V123H119V126L123 123V121H125V120H127V119H123L122 121L121 120H117V118L118 117H120V115H122V114H120L121 113V111H120V106H118V105H116ZM171 109H173V106H172V108ZM170 109V110H171ZM178 109H180V110H182V107L180 106V108H178ZM177 109V110H178ZM197 109H201V108H197ZM196 109V110H197ZM203 109V108H202ZM212 109V108H211ZM219 109V108H218ZM217 109V110H218ZM223 109V111L225 110V112H223L224 114L226 113V109H224V108H222ZM221 109V110H222ZM236 109V112H238V110ZM113 110V109H112ZM161 110V109H160ZM167 110H169V109H167ZM180 110H178V111H180ZM210 110V109H209ZM215 110H216V108H215ZM240 110V109H239ZM105 111V110H104ZM156 111V112H155ZM165 111V110H164ZM164 111H163V113H162V111H159V113H162L163 114V116H164ZM183 112H184V110H182ZM186 111V110H185ZM189 111H190V109H189ZM189 111L187 110V112H188V114H189ZM198 112H199V110H197ZM204 111V110H203ZM212 110H210V112H211ZM219 111V110H218ZM217 111V112H218ZM244 111V110H243ZM247 111V110H246ZM71 112V111H70ZM99 112V111H98ZM103 112V111H102ZM113 112V116H112V113ZM151 112V111H150ZM149 112V113H150ZM172 112V111H171ZM183 112L181 113V114H183ZM205 112H209L208 110L207 111H205ZM221 112V113H222ZM228 113L229 112H231L230 111V109H229V111H227ZM232 112H234L235 113V111H233L232 110ZM240 112V111H239ZM238 112V116H237V114L235 113V115L237 116V117H240L239 116V113ZM248 112V111H247ZM148 113V112H147ZM176 113H178V112H176ZM185 113V112H184ZM201 113H203V115L202 116H204V112H202V111H200V114ZM215 113V112H214ZM221 113H218V116L222 119V116H220L221 115ZM234 113H229V114H231V115H233ZM101 114V113H100ZM152 114V113H151ZM162 114H158V115H161L162 116ZM168 114V113H167ZM170 114V113H169ZM196 114V113H195ZM211 114H213V113H211ZM241 114H245V111H244V113L242 112ZM247 114V113H246ZM245 114V115H246ZM257 114V113H256ZM150 114H148L147 116H149ZM157 115V114H156ZM165 115H166V113H165ZM171 115V114H170ZM189 115H191V114H189ZM214 115V114H213ZM226 115H227V113H226ZM139 116V115H138ZM144 116V115H143ZM177 116V115H176ZM181 115H179L178 114V117H180ZM193 116V115H192ZM206 116H208V115H206ZM217 116V117H218ZM247 116V115H246ZM250 116V115H249ZM253 116V115H252ZM261 116V115H260ZM104 117V116H103ZM103 117H101V118H103ZM131 117H132V115H131ZM145 117V116H144ZM154 117V116H153ZM158 117V116H157ZM157 117H156V119H157ZM184 117V116H183ZM188 117V116H187ZM190 117V116H189ZM198 117H200V115L198 116ZM198 117H195V118H198ZM205 117V116H204ZM203 117V118H204ZM229 118H231V117H234V116H228ZM152 118V117H151ZM160 118V117H159ZM164 118V117H163ZM186 118V117H185ZM193 118H194V116H193ZM224 118V117H223ZM246 118H249L248 116L246 117ZM245 118V120H246V122L245 121H243V120H241L243 123L245 122V124L247 123V121H250L249 119H246ZM96 119V118H95ZM104 119V118H103ZM162 119V118H161ZM171 119H173L172 117H171ZM191 119V118H190ZM208 119H209V117H208ZM207 119V120H208ZM217 119V118H216ZM225 119V118H224ZM223 119V120H224ZM235 119V118H234ZM241 119H244V118H241ZM79 120V119H78ZM94 120V119H93ZM100 120V119H99ZM149 120H151L150 119V117H146L144 120H142L143 122V124L144 123H148L149 122ZM155 120V119H154ZM160 120V119H159ZM184 120H186V119H184ZM188 120V119H187ZM194 120V119H193ZM198 120V119H197ZM201 120V121H200ZM200 122H204L203 121V119L202 118H200ZM229 120H232V118L231 119H229ZM235 120H237V118L235 119ZM239 120H240V118H239ZM239 120H238V122H239ZM175 121H176V119H175ZM175 121H174V124H175ZM195 121V120H194ZM227 121V120H226ZM226 121H224V122H226ZM153 122V121H152ZM157 122V121H156ZM160 122H162V121H160ZM168 122V121H167ZM166 122V123H167ZM178 124L180 125V124H182L183 122L182 121H179L178 120ZM181 122V123H180ZM192 122V120L189 122V123H191ZM198 122V121H197ZM200 122H198V123H200ZM214 122V120L212 121V123ZM215 122L216 123H218L219 122V120H215ZM214 122V123H215ZM222 121H220V123H221ZM223 122V123H224ZM262 122H264V120L262 121ZM136 123V122H135ZM154 123V122H153ZM153 123H152V125H153ZM166 123H164V124H162V125H164V127L165 128H162L161 129V131H155V132H152L153 134H154V137H152L153 139H155V141L153 142V140H152V138L151 139H146L145 138V136H144V138H142L143 136L141 135V133H140V136H142L141 138H142V141L141 142H139L138 143V152H136L134 149H130V142H129V137L131 136V133H129V135H125V136H123L124 138H120L121 140H119L120 141V147H118V144H119V141H117V142H115V143H105L104 145H103V148H102V154H103V158H102V160L101 161H95V164L93 165L92 163H90L95 157L94 156H99V152L96 150V149H94V146L92 145V144H89L88 146H85V147H83V150L81 151L83 154V157H81V158H84L83 160H82V162L81 163H78L77 161L70 167V169H69V171L67 172V174H66V176H62L61 177V174L60 173H58V171L54 174V178H56V182H55V185L54 184H52L51 186H49V187H51V189H46V190H44L42 193V195H43V198L42 197H40V195H36V196H32L31 197V195H27L26 197H25V200L27 201V202H35L37 199H39L40 201H39V203H38V205H43L44 203H45V205L47 204V206L49 207H47L46 209L47 210H42L40 207H37V204H36V206H34V209L32 208V209H28V207H32V206H23V205H21V208L23 209V213L22 212H20L19 213V211H18V213L16 212L15 214L16 215H14L13 214V210L11 211H9V213H5V214H7V218H3V216L4 215H2V219L1 220H5L6 219V221L5 222H3V221H1L0 222V264H34V261H32V259L33 258H38V260H36L37 261V263H35V264H82V262L85 264V262H84V254L85 253H92L93 254V256L91 255V260H92V262H94V261H98V259H97V257L98 258H100V254H99V251H100V245H101V243L98 241V240H100V239H98L97 237H99L100 236V234H99V236H97L94 232H93V230L92 229H90V228H88V225L86 224V221L85 220H83L82 218H77V215L79 214V211H80V208L78 207V205H81V207H84L85 205H84V202L86 203L87 202V197L90 195V196H92L93 195V193L95 194V192L97 193V194H99V190H100V188L102 187V188H104L105 187V183H107L108 184V186H109V190H108V192H106L105 193V191L102 193V202H103V204H105V208H103V206H102V208L106 211L105 213H104V211H102V215L103 216H107L108 214H110L109 215V217L108 218H110V216H111V218H113L114 217V215H115V219H114V223H116V226H115V229H113V230H115V231H113L112 233H111V235H110V237L113 239V240H107V241H114L115 242V245H116V248L114 247V250H117V252L116 253H118V251H119V253H122L123 252V250H124V248L126 249L127 247H124V245L126 246V244H123V245H121V243H120V240L122 241V239L120 238H114V237H116V234L119 236L120 234L118 233L119 231H121L122 229H123V227H124V224L126 223V221H128L127 219H128V217H129V215H128V212L131 214V208H130V206L128 205L129 204V200L131 199V201H133L134 199H132L133 197V195H135L136 196V194H138V196H137V198H139L138 199V201L140 202V206H142L143 205V203L141 204V199H143L142 201H144V199L146 200V198L148 197V192L147 191H149V185L148 184H146V185H148V189L146 188V186H145V184L143 185V183H146L147 182V176H150L151 174L149 173L150 171L149 170H152V171H154V172H156L158 169H159V167H161V172H160V176L158 177L159 178V180H158V182L156 183V185L158 186V188L156 189V188H154V187H156V186H152L153 188H154V190H156L157 192L155 193V194H158L157 196H155L156 198H152V199H150L151 201H146L148 204L147 205H154V209H155V211H157L156 209H158L159 211H157L158 212V214L160 215V214H162V212L164 211V214L167 212V210H168V208H169V206L170 205H168V203H170V201L171 202H173L172 201V199L170 200V201H168V198H169V195H170V193H171V191L172 190H174L175 191V189H178V190H176L177 192L174 194V195H172V197L174 196L175 198H173V199H175V201H176V205L178 206H180V205H183L184 203L183 202H185L186 200H188V199H190V197H188V196H192V195H189L191 192H189V191H187V186L188 185H186V188H184L183 189V186L182 185H180V186H182V187H179V186H176V187H174L175 186V184H177L176 182H178L179 183V181H177L178 180V178H180V176H181V174H179V170H181V171H184L185 170V168H181V167H179L180 165H182L181 164V162H180V164H178L179 166H177L178 168H176L175 167V165H177V163H178V161H181L180 159L177 161V163L174 165V163H175V159L174 158H177V157H175V156H179L180 157V154L179 153H176L175 151H172L171 150V146L173 145V147H176V146H174V142H173V144H172V139H173V136L175 135L174 134V129L173 130H171V126H169L170 124H166ZM193 123V122H192ZM191 123V124H192ZM204 123H206V121L204 122ZM208 123V122H207ZM215 123V125H217ZM219 123V124H220ZM227 123H228V121H227ZM226 123V124H227ZM235 123H237V122H235ZM95 124V123H94ZM141 124V123H140ZM149 124H151V123H149ZM173 124V123H172ZM173 124V125H174ZM184 124V123H183ZM182 124V125H183ZM187 124V123H186ZM211 124V123H210ZM233 124H234V122H233ZM232 124V125H233ZM238 124V123H237ZM245 124H238V126H240V127H238L237 126V128H235V133L233 134V139H236L237 141H238V144H237V146H239V148L238 149H240V151H243L244 153H245V155L247 156V158H245V159H243L242 160V164H244V163H246V162H248V165H251V166H254L255 164H257V163H250V162H252V161H254V160H249V159H259V160H262V161H264V130L263 129H259L258 127H256V126H254L255 127V130H256V132H259L258 131V129L260 130V133H261V138L259 139L258 138V136L257 137H255L256 136V134H255V136H254V133H255V130H254V128H251L252 127V125H250V126H248V125H246V127L244 126ZM248 124H250L249 122H248ZM146 126L148 125V124H145ZM155 125V124H154ZM200 125V124H199ZM203 125V123H201V126ZM208 125V124H207ZM221 125V124H220ZM220 125H219V127H220ZM225 125V124H224ZM224 125H222V127L224 126ZM231 125V126H232ZM236 125V124H235ZM235 125H233V126H235ZM66 126H67V124H66ZM115 126V127H114ZM144 126V125H143ZM151 126V125H150ZM149 126V127H150ZM156 126H157V123H156ZM159 126V125H158ZM161 126V125H160ZM188 126H189V124H188ZM187 126V127H188ZM192 126H194V125H192ZM205 126V125H204ZM204 126H202L203 128H204ZM211 126L212 125H210V126H205V127H207L206 129H204V130H207L208 128H211ZM230 126V127H231ZM263 126V125H262ZM148 127V126H147ZM183 127V126H182ZM191 127V126H190ZM195 127V126H194ZM198 127V126H197ZM214 126H212V128H213ZM216 127V126H215ZM218 127V128H219ZM227 127H229L228 126V124H227ZM229 127V128H230ZM140 128H142V126L140 125ZM145 128V127H144ZM152 128V127H151ZM151 128H149V129H151ZM158 128V127H157ZM184 128V127H183ZM211 128V129H212ZM225 128V127H224ZM192 129V128H191ZM194 129V128H193ZM197 129H201V128H197ZM210 129V130H211ZM215 129V131H216V129L217 128H214ZM214 129H212V131L214 130ZM220 129V128H219ZM219 129H217V130H219ZM225 129H228V128H225ZM225 129H222V130H225ZM134 130V129H133ZM155 130V129H154ZM195 130V129H194ZM209 130V131H210ZM221 130V129H220ZM222 130H221V132H222ZM230 129H228L227 131H229ZM231 130H232V128H231ZM136 131V130H135ZM141 131V130H140ZM143 131H144V129H143ZM148 131V130H147ZM167 131H171L172 132V134H174V135H172L171 133H168ZM196 131H198V130H196ZM201 131H203V130H201ZM208 131V130H207ZM113 132V133H112ZM189 132H191V131H189ZM205 133H206V131H204ZM217 133H218V131H216ZM220 131H219V133H221ZM224 132V131H223ZM57 133V132H56ZM125 133V132H124ZM127 133V132H126ZM164 133V135H162ZM182 133V132H181ZM192 133V132H191ZM190 133V134H191ZM194 134H196L195 133V131L193 132ZM208 133H211V131L210 132H208ZM215 133V132H214ZM214 133H212V134H214ZM70 134V133H69ZM74 134V133H73ZM128 134V133H127ZM153 134H151V136L153 135ZM166 134V135H165ZM176 134H178V133H176ZM189 134V133H188ZM199 134H201V133H199ZM207 134V133H206ZM146 135V134H145ZM163 137H162V136ZM197 135V134H196ZM217 135V134H216ZM220 136H229V137H232V136H230V134H223L222 133V135L221 134H219ZM218 135V137H220ZM260 135V134H259ZM76 136V135H75ZM183 136V135H182ZM190 136V135H189ZM199 136V135H198ZM197 136V137H198ZM205 136V135H204ZM222 136V139H224V137ZM138 137H139V135H138ZM150 137V136H149ZM179 137V136H178ZM181 137V136H180ZM179 137V138H180ZM192 137V136H191ZM206 137V136H205ZM216 137V136H215ZM218 137H216L218 140L217 141H219L220 139L218 138ZM148 138V137H147ZM193 138V137H192ZM201 138V137H200ZM207 138V137H206ZM210 138H212V136L210 137ZM66 139H68V138H66ZM134 139V138H133ZM132 139V140H133ZM177 139V138H176ZM188 139V138H187ZM195 139H196V137H195ZM209 139V138H208ZM207 139V140H208ZM227 138L225 137V139L224 140H226ZM232 139V138H231ZM53 140H54V138H53ZM131 140V139H130ZM135 140V139H134ZM190 140V139H189ZM187 141V140H185V141H183L184 142V146L183 145H181L182 144V142H181V144L179 143V145L180 146H183L184 147V149L187 147V145H190V143L192 142H190V141ZM193 140V139H192ZM203 140L204 141H206L205 140V138H203ZM203 140H201V141H203ZM210 140V139H209ZM208 140V141H209ZM215 140V139H214ZM229 140V139H228ZM44 141V140H43ZM140 141V140H139ZM177 141H179V140H177ZM200 141V140H199ZM201 141H200V143H201ZM211 141V140H210ZM63 142V141H62ZM133 142V141H132ZM207 142V141H206ZM211 142H213V141H211ZM44 143V142H43ZM55 143V142H54ZM69 143V142H68ZM74 143V142H73ZM79 143V142H78ZM134 143H135V141H134ZM197 143V142H196ZM214 143H216V141L214 142ZM220 143H222V142H220ZM226 143H228V142H226ZM237 143V142H236ZM80 144V143H79ZM176 144H177V142H176ZM194 144V143H193ZM201 144H203V143H201ZM208 144L211 146V144H210V142H208ZM217 144H218V142H217ZM216 144V145H217ZM233 143H231V145H232ZM63 145V144H62ZM67 145V144H66ZM71 145V144H70ZM135 145V144H134ZM197 145V144H196ZM215 145V146H216ZM54 146V145H53ZM76 146V145H75ZM74 146V147H75ZM132 146V148H134V146H133V144L131 145ZM180 146H178L177 145V147H180ZM194 145H191V147L194 149V147H193ZM208 146V145H207ZM228 146V145H227ZM234 146V145H233ZM233 146L231 147L232 149H234L233 148ZM60 147V146H59ZM79 147V146H78ZM113 147V148H112ZM135 147H136V145H135ZM153 147H157L156 148V150L157 151H155V152H152L151 150H152V148ZM182 147V148H183ZM217 147V149L219 150V147L218 146H216ZM235 147V146H234ZM111 148H112V151H111ZM191 148V149H192ZM198 148V147H197ZM224 148H225V146H224ZM237 148V147H236ZM54 149V148H53ZM75 149H76V147H75ZM113 149H114V151H113ZM151 149V150H150ZM178 149V148H177ZM180 149V148H179ZM178 149V150H179ZM189 149V148H188ZM214 149H216V148H214ZM213 149V150H214ZM216 149V150H217ZM221 149H223V147L221 148ZM237 149V150H238ZM65 150V149H64ZM77 150V149H76ZM79 150V149H78ZM134 150V151H133ZM155 150V149H154ZM182 150L183 149H181V152H182ZM186 150V149H185ZM197 150V152L195 151V149L194 150H192V151H194L195 152V154L194 155H196V153H198L199 152V149H196ZM56 151H57V149H56ZM132 151V152H131ZM188 151V150H187ZM190 151V150H189ZM201 151V150H200ZM215 151V150H214ZM221 151V150H220ZM239 151V150H238ZM77 152V151H76ZM180 152V153H181ZM184 152V151H183ZM191 152V151H190ZM202 152H203V150H202ZM211 152V151H210ZM233 152V151H232ZM235 152V151H234ZM188 153V152H187ZM216 153V152H215ZM237 153H239V152H237ZM59 154V153H58ZM64 154V153H63ZM78 154H79V151H78ZM176 154V155H175ZM178 154V155H177ZM201 154V153H200ZM207 154V153H206ZM227 154V153H226ZM229 154V153H228ZM81 155V156H82ZM154 155H157V157L159 156V162L160 163H155V161H157V160H155V161H151V159H153V157L152 156H154ZM202 155V154H201ZM231 155H234V154H231ZM238 154H235V156H237ZM67 156V155H66ZM65 156V157H66ZM80 156V155H79ZM174 156V157H173ZM186 156V155H185ZM188 156V155H187ZM198 156V155H197ZM210 156V155H209ZM208 156V157H209ZM225 156V155H224ZM229 156V155H228ZM243 156V155H242ZM60 157V156H59ZM58 157V158H59ZM114 157H117L116 159L114 158ZM225 157H227V155L225 156ZM233 157V156H232ZM56 158V157H55ZM54 158V159H55ZM181 159H186V158H188V157H184L183 158V155L180 157ZM210 158H211V156H210ZM215 158V157H214ZM222 158V157H221ZM240 158V157H239ZM53 159V160H54ZM72 159H73V157H72ZM141 159V160H140ZM184 159V160H185ZM192 159V158H191ZM209 159V158H208ZM212 159H213V157H212ZM218 159V158H217ZM230 159H231V156H230ZM237 159V158H236ZM58 160V159H57ZM59 160H61V159H59ZM188 160V159H187ZM218 160H220V159H218ZM229 160V159H228ZM45 161V160H44ZM72 161V160H71ZM183 161V160H182ZM186 161V160H185ZM194 161V160H193ZM213 161V160H212ZM223 161V160H222ZM236 161H239L238 159L236 160ZM59 162V161H58ZM126 162H129L128 163V165H126V166H124V164L126 163ZM130 162H131V164H132V166L133 165H135V167H136V170H137V172H132V170H131V173L129 174V175H127V171L128 170H126V169H128V167H129V164H130ZM152 162V163H151ZM188 163L190 162V160L189 161H187ZM195 162V161H194ZM235 162V161H234ZM133 163H135V164H133ZM155 163V164H154ZM211 163V162H210ZM214 163V162H213ZM220 163V162H219ZM222 163H224V162H222ZM229 163V162H228ZM228 163H227V165H228ZM238 163H240V161L238 162ZM44 164L46 165L44 168H43V170H40L39 171V176H40V178H42V175L46 172V171H48L47 170V168H48V166H49V162H44ZM53 164V163H52ZM89 164H92L93 165V169H92V171H90V170H88L87 169V175H85L84 177L82 176L83 174H82V170H84L85 169V167H86V165L87 166H89ZM190 164V163H189ZM215 164V165H214ZM213 165L211 164V165H207V166H200V169H204V172H205V177H206V179L210 182V184L211 185H209L210 186V189H211V193L213 194V191H215V193L217 192V194L219 193V191L221 190V189H223L224 190V186L226 185V180L224 179V177L227 175L226 174V172L223 170V169H221V167L218 165V164H216V162L214 163ZM225 164V163H224ZM224 164H222V166L224 165ZM232 164V163H231ZM234 165L236 164V163H233ZM226 165V164H225ZM247 165V164H246ZM36 166V165H35ZM188 166H190V165H188ZM232 166V168L234 167H236V165L235 166H233V165H231ZM261 167V166H260ZM260 167H255L254 166V168H253V170H255V168H260ZM66 168V167H65ZM186 168H187V165H186ZM228 169H229V167H227ZM232 168H231V170H232ZM246 168V167H245ZM252 168V167H251ZM91 169V168H90ZM155 169V170H154ZM199 169V170H200ZM239 169V168H238ZM248 169H250V168H248ZM198 170V168L196 169V171ZM198 170V172H200ZM235 170V169H234ZM233 170V171H234ZM241 170V169H240ZM239 170V171H240ZM260 170V169H259ZM135 171V170H134ZM160 171V170H159ZM158 171V172H159ZM179 171V172H178ZM236 171V170H235ZM37 172V171H36ZM35 172V173H36ZM191 172V171H190ZM236 172H238V171H236ZM257 172H258V170H257ZM133 173V175L135 176H133V175H131ZM181 173V172H180ZM243 173V172H242ZM249 173H250V171H249ZM248 173V174H249ZM33 174V173H32ZM51 174V173H50ZM154 174H156V173H154ZM200 174V173H199ZM38 175H37V178H38ZM180 175V176H179ZM183 175V174H182ZM201 175H203V172L201 171ZM223 175H225V176H223ZM243 175V174H242ZM249 175H251V174H249ZM249 175H247V174H244L243 176H245V178H247V179H245V178H243V179H245L246 181H247V183H246V185H248V186H250V188L251 189H249L250 190V192H249V190H248V192L250 193L249 194V197L250 198H256L257 196H260V195H262L263 194V196H264V181H255L254 179H252L251 177H249ZM151 176H153V175H151ZM156 176V175H155ZM189 176V175H188ZM232 176V175H231ZM235 176V175H234ZM241 176V175H240ZM252 176V175H251ZM29 177V176H28ZM33 177V176H32ZM186 177V175L185 176H183V177H181V181H183L184 180V178ZM190 177V176H189ZM188 177V178H189ZM198 177V176H197ZM84 178V179H83ZM125 180H124V179ZM145 178V179H144ZM150 178V177H149ZM157 177H155V179H156ZM157 178V179H158ZM226 178H228V176H226ZM112 179L113 180H116V179H118L116 182H119V180L120 181H122V182H124L125 183V185H123V192H124V190L125 189H127V193H126V195L124 196L123 194H121V192L120 191H118L116 188H120V184L118 183V187L117 186H115L116 184H114V186H113V183H111V181H112ZM153 179V178H152ZM155 179H153V180H155ZM183 179V180H182ZM229 179V178H228ZM145 180H146V182H145ZM148 180H150V179H148ZM240 180V179H239ZM162 181V182H161ZM186 181V180H185ZM230 181V180H229ZM228 180H227V182H229ZM159 182H161L160 184H159ZM245 182V181H244ZM18 183V182H17ZM24 183V182H23ZM34 183H35V186H36V182H35V180H34ZM148 183V182H147ZM150 183V182H149ZM152 183V185H153V182H151ZM151 183H150V185H151ZM182 183V182H181ZM180 183V184H181ZM184 183H187V182H184ZM183 184V183H182ZM154 185H155V182H154ZM160 185V186H159ZM228 185V184H227ZM39 186V185H38ZM46 186H47V183H46ZM122 186V185H121ZM185 186V185H184ZM48 187V188H49ZM174 187V188H173ZM179 187V188H178ZM226 187V186H225ZM247 187V186H246ZM153 188H151L150 187V189L152 190ZM229 188V187H228ZM231 188V187H230ZM249 188V187H248ZM247 188V189H248ZM108 189V188H107ZM246 189V190H247ZM30 190V189H29ZM29 190L27 191V192H29ZM104 190V189H103ZM189 190V189H188ZM37 192V191H36ZM84 192V193H83ZM122 192V193H123ZM126 192V191H125ZM150 192V191H149ZM33 193V192H32ZM56 193V194H55ZM152 193V192H151ZM214 193V194H215ZM245 193V192H244ZM55 194V195H54ZM141 194H143V196H144V194H145V197L143 198V196H141ZM153 194V193H152ZM173 194V193H172ZM194 194V193H193ZM54 195V196H53ZM135 196H134V198H135ZM141 196V197H140ZM194 196H195V194H194ZM42 198V200L40 199V198ZM151 197H152V195H151ZM172 197H170V198H172ZM246 197H248V195L246 196ZM248 197V198H249ZM89 198V197H88ZM136 198V199H137ZM192 198H194L193 196L191 197V199ZM196 198V197H195ZM49 199H50V201H49ZM85 199V200H84ZM122 201H125L126 202V209L124 208V207H122V205H123V202H121V200ZM82 200H84V201H82ZM49 201V202H48ZM129 201V202H128ZM135 202H136V200H134ZM137 201V202H138ZM188 201H190V200H188ZM17 202V201H16ZM89 202V201H88ZM112 202V203H111ZM151 202V203H150ZM110 203V204H109ZM102 204V203H101ZM109 204V205H108ZM135 204V203H134ZM171 204V203H170ZM247 204V203H246ZM18 205V204H17ZM89 204H87V206H88ZM132 205V204H131ZM145 205H146V203H145ZM143 206V207H147V206ZM172 205H174V202H173V204ZM188 205V204H187ZM248 205V204H247ZM14 206V205H13ZM97 206H99V205H96L95 207L97 208ZM125 206V205H124ZM133 206V205H132ZM175 206V205H174ZM190 205H188V207H189ZM192 206H193V204H192ZM192 206H190V207H192ZM197 206V205H196ZM195 206V208H197ZM262 208H264V206H262V205H260ZM128 207V208H127ZM135 207V206H134ZM137 207V206H136ZM150 207H152V206H150ZM155 207H157V208H155ZM171 207V206H170ZM183 207H185V206H183ZM183 207L181 208V209H183ZM187 207V209L186 210H189V208ZM194 207V206H193ZM260 207V208H261ZM36 208L38 209V210H36ZM149 208V207H148ZM148 208H143L144 210L146 209H148ZM153 208V207H152ZM175 208V207H174ZM99 209V208H98ZM139 209V208H138ZM150 209V208H149ZM191 209V208H190ZM194 209V208H193ZM206 209V208H205ZM6 210V209H5ZM97 210V209H96ZM116 210V211H115ZM118 210L120 211V210H123V211H120V213H118ZM128 212H127V211ZM151 210V209H150ZM150 210H149V213H150ZM153 210V209H152ZM200 210V209H199ZM83 211V210H82ZM86 211V213H87V216H88V218L90 219V218H93L92 217V214H91V212L90 211H88L87 210V207H86V210H84V212ZM131 211V212H130ZM142 211V210H141ZM148 211V210H147ZM147 211H142V212H144V213H146V217H147ZM178 211V210H177ZM176 211V212H177ZM236 211V210H235ZM4 212V211H3ZM33 212L34 213H36L37 215H41V214H44L45 213V215L47 216L49 213H50V218L48 217V220H47V222H45V225H43V228L42 229H40V231L38 232V231H36V232H38L37 234H36V236L35 237H32L31 236V238L29 239V241L32 243V247L34 246V249H33V252H32V254H28V253H31L30 251L28 252V251H23L22 252V250H20L21 252H19V250H17L15 253H13V255H11V253H10V248H18L20 245H23L25 242H26V239H24V238H21L20 240H18L17 242H14V240L15 239H12L13 241H11L10 239L11 238H9V235H11L10 234V231H11V226L12 227H15V226H18L17 228H15V230H17V231H21V230H23V227H25L26 225H30V223H32L33 222V220L35 219H33ZM38 212H40L39 214H38ZM135 213L137 212H139V210L138 211H134ZM134 213V214H135ZM152 213V212H151ZM169 213V212H168ZM171 213V212H170ZM174 213V212H173ZM114 214V215H113ZM133 213H132V215H134ZM177 214V213H176ZM10 217H9V216ZM19 215V216H18ZM80 215H81V213H80ZM83 216H85L84 215V213L82 214ZM135 215H137V214H135ZM141 215V214H140ZM145 215V214H144ZM23 217V218H18V217ZM102 216V217H103ZM113 216V217H112ZM138 216V218H139V214L137 215ZM136 216V217H137ZM148 216H150V215H148ZM173 216H174V214H173ZM252 216H254V215H252ZM251 216V217H252ZM130 217H133V216H130ZM151 217V216H150ZM149 217V218H150ZM159 217V216H158ZM161 217V216H160ZM159 217V218H160ZM168 217V216H167ZM217 217V216H216ZM251 217H250V221H253L252 219H251ZM255 218H257L256 216H254ZM259 217V216H258ZM43 218V215L41 216V219ZM84 218V217H83ZM104 218H106V217H104ZM104 218H103V220H104ZM153 218H154V216H153ZM155 218H156V214H155ZM162 218V217H161ZM262 218V217H261ZM37 220H39V218H36ZM87 220V217H86V220L87 221H89L90 223H92L93 222V219H91V221L90 220ZM141 219H143V220H145L144 218H142L141 217ZM163 219V218H162ZM161 219V220H162ZM165 219V218H164ZM179 219V218H178ZM107 221H108V219H106ZM105 220V221H106ZM126 220V221H125ZM134 220V219H133ZM142 220V221H143ZM151 220H152V218H151ZM150 220V221H151ZM160 220V219H159ZM160 220V221H161ZM168 220H169V217H168ZM264 220V219H263ZM35 221V220H34ZM112 221V220H111ZM110 221V222H111ZM129 221H131V219L129 220ZM137 221H139V220H137ZM159 221V222H160ZM163 221V220H162ZM262 221V220H261ZM37 222V221H36ZM104 222V221H103ZM125 222V223H124ZM133 222V221H132ZM132 222H130V224L132 223ZM135 222V221H134ZM148 222V221H147ZM147 222H145L146 224H147ZM164 222V221H163ZM264 222V221H263ZM98 223H100V222H98ZM105 224L107 223V222H104ZM104 223H102V224H104ZM129 223V222H128ZM143 223H144V221H143ZM142 223V224H143ZM158 223V222H157ZM168 223H169V221H168ZM40 224V223H39ZM89 224V223H88ZM95 224V223H94ZM101 224V223H100ZM109 224V223H108ZM137 224H138V222H137ZM141 224V226L143 227V225ZM32 225H34L33 223H32ZM41 225V224H40ZM90 225V224H89ZM92 225V224H91ZM96 225H98V224H96ZM128 225V224H127ZM131 225H133L134 226V223L133 224H131ZM136 225V224H135ZM139 225V224H138ZM158 225H162V224H159L158 223ZM165 225V224H164ZM108 226V225H107ZM130 226V225H129ZM157 226V225H156ZM163 226V225H162ZM95 227V226H94ZM113 227V226H112ZM137 227V226H136ZM135 227V228H136ZM141 227V228H142ZM26 229H27V227H25ZM29 228V227H28ZM108 228H110V227H108ZM146 228H147V225H146ZM152 228V227H151ZM161 228V227H160ZM174 228V227H173ZM35 229V228H34ZM102 229V228H101ZM111 229V228H110ZM110 229H107V231L106 232H108ZM125 229V228H124ZM129 229H131V228H129ZM138 229V228H137ZM148 229V228H147ZM257 229V228H256ZM13 230V229H12ZM25 230V229H24ZM99 230V229H98ZM125 230H127V229H125ZM132 230V229H131ZM161 230V229H160ZM27 231V230H26ZM100 231V230H99ZM135 231V230H134ZM139 231V230H138ZM147 231V230H146ZM175 231V230H174ZM179 231H180V229H179ZM22 232H24V231H22ZM35 232V231H34ZM78 232H80V235L81 236H77V233ZM88 232V233H87ZM111 232V231H110ZM132 232V231H131ZM149 232H151V231H149ZM13 233V232H12ZM17 233V232H16ZM76 233V234H75ZM98 233V232H97ZM99 233H101V232H99ZM129 234H133V233H130V231L128 232ZM179 233V232H178ZM27 234V233H26ZM29 234V233H28ZM156 234V233H155ZM18 235V234H17ZM103 235H106V233L105 234H103ZM135 235H137V232L135 231ZM142 235H143V232H142ZM20 236H22L21 234H20ZM24 236V235H23ZM121 236H123V237H125V238H128L127 236V233L125 234V235H121ZM121 236H119V237H121ZM131 236V235H130ZM129 236V237H130ZM144 236V235H143ZM146 236H148V235H146ZM145 236V237H146ZM25 237V236H24ZM63 237V238H62ZM78 237H81L82 238V240L80 239H78ZM104 236H102L101 238H103ZM109 237V236H108ZM133 237H134V235H133ZM136 237V236H135ZM134 237V238H135ZM162 237V236H161ZM29 238V237H28ZM131 238H132V236H131ZM131 238H129V240H128V242H130V241H133V240H131ZM137 238V237H136ZM135 238V239H136ZM139 238V237H138ZM142 238V237H141ZM144 238V237H143ZM149 238H153V237H149ZM158 238V237H157ZM157 238L155 239V240H157ZM117 239V240H116ZM144 239H146V238H144ZM38 240V241H37ZM141 240H143V239H141ZM147 240V239H146ZM152 241L154 240V239H151ZM154 240V241H155ZM245 240H247V239H245ZM123 241H124V238H123ZM122 241V242H123ZM136 241H139V239L138 240H136ZM151 241V242H152ZM101 242H102V239H101ZM144 242H146L147 243V241H144ZM148 242H150L149 240H148ZM157 242V241H156ZM103 243V242H102ZM113 243V242H112ZM136 243H138V242H136ZM145 243V244H146ZM158 243V242H157ZM114 244V243H113ZM129 244H133V242H131V243H129ZM128 244V245H129ZM135 244V243H134ZM152 244H154V243H152ZM25 245V244H24ZM107 245V244H106ZM137 245V244H136ZM135 245V246H136ZM141 245H143V244H141ZM250 245V244H249ZM110 246H112L111 245V243H110ZM114 246V245H113ZM153 247H152V249H154V245H152ZM31 247V246H30ZM30 247H26L25 249H30ZM109 246H107V248H108ZM130 247V246H129ZM128 247V248H129ZM144 247V246H143ZM150 247V246H149ZM106 248V247H105ZM110 248V247H109ZM135 247H133V249H134ZM130 249V248H129ZM138 250L139 248H138V246H136V248L134 249V251L135 250ZM148 249H150V248H148ZM148 249H146V246L141 250V251H137L139 254H138V256L141 254V259H140V264H157L156 262H152V261H148L145 257H144V254L145 253H148L149 252V250ZM14 250V249H13ZM13 250H12V252H13ZM104 250V249H103ZM109 250V249H108ZM111 250H113V248L111 249ZM159 250H161V249H159ZM133 251V252H134ZM145 251V252H144ZM28 252V253H27ZM114 252V251H113ZM136 252V251H135ZM167 252V251H166ZM111 253H112V251H111ZM110 253V254H111ZM115 253V252H114ZM116 253L115 254H113V255H116ZM25 254H28L26 257L24 256ZM42 254H46L45 256L44 255H42ZM103 254V253H102ZM104 254H105V256H106V254L107 255H109L108 253H105V250H104ZM131 254V253H130ZM130 254H127L128 256L130 255ZM136 254V253H135ZM9 255H11V256H9ZM94 255L95 256H97V257H94ZM119 255H121V254H119ZM124 256L126 255V254H123ZM134 255V254H133ZM146 255V254H145ZM90 256V255H89ZM103 256V255H102ZM122 256V255H121ZM122 256V257H120L119 259H116L115 260V256H114V259L113 260H115V261H112V264H128V260H126L127 258V256ZM185 256V255H184ZM245 256V255H244ZM108 257V256H107ZM107 257H104V259L105 258H107ZM110 257V256H109ZM108 257V258H109ZM113 257V256H112ZM116 257H118V255H116ZM193 257V256H192ZM32 258V259H31ZM95 258L97 259V260H95ZM101 258H103V257H101ZM128 258H130V256L128 257ZM140 258V257H139ZM64 260V261H62L61 262V260ZM104 259H102V261L104 260ZM247 259V258H246ZM29 260H31L32 261V263H30V262H28ZM107 259H105L104 260V262L106 261ZM109 260H111V257L109 258ZM109 260H107V261H109ZM67 261H69V263H67ZM90 261V260H89ZM130 261V260H129ZM250 261V260H249ZM27 262V263H26ZM91 262V263H92ZM99 262H101V261H99ZM111 262V261H110ZM88 263V262H87ZM246 263V262H245ZM93 264V263H92ZM96 264V263H95ZM103 264V263H102ZM106 264V263H105ZM109 264V263H108Z\"/></svg>",
  "mask_w": 264,
  "mask_h": 264
}]
</instances>
